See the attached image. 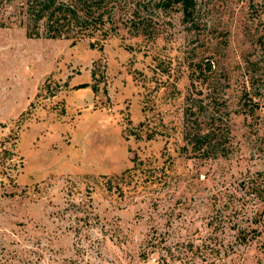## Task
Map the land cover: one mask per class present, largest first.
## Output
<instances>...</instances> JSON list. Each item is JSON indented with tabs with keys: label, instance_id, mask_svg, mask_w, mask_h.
I'll use <instances>...</instances> for the list:
<instances>
[{
	"label": "rangeland",
	"instance_id": "rangeland-1",
	"mask_svg": "<svg viewBox=\"0 0 264 264\" xmlns=\"http://www.w3.org/2000/svg\"><path fill=\"white\" fill-rule=\"evenodd\" d=\"M19 7L0 0L10 264H264V0H197L192 27L154 10L147 33L121 13L73 41L27 36ZM191 118L214 121L207 156L186 143Z\"/></svg>",
	"mask_w": 264,
	"mask_h": 264
},
{
	"label": "trees",
	"instance_id": "trees-1",
	"mask_svg": "<svg viewBox=\"0 0 264 264\" xmlns=\"http://www.w3.org/2000/svg\"><path fill=\"white\" fill-rule=\"evenodd\" d=\"M19 5L23 16L21 20L25 22L23 24L27 36L67 38L72 41L81 35L93 36L98 28L102 32L103 38H106L105 30L108 28L105 27L106 23L113 21L112 24L117 25L119 21L116 17L121 13L125 17L123 21L129 23L136 33H147L153 27L154 10L175 8L180 11L182 21L188 27L194 26L197 20V0H19ZM203 66L201 61H196L191 69L197 72L209 69L208 63L206 69ZM189 79L193 84L194 79L191 77ZM247 94L245 92L244 96ZM189 115H192L191 112L188 113ZM192 118L187 125L186 143L189 144L191 150L207 156L210 152L215 151L220 144V137L215 132V128L211 127L214 121L211 120L212 123L209 127H202L196 119ZM7 149L4 147L3 154H9ZM132 161L131 167L109 177L106 181L108 189L117 186L119 182L132 179L134 177L133 170L141 168L146 163L145 160H138L137 156H134ZM114 179L115 182L112 184L111 180ZM251 238V235L249 236L245 230L241 229L235 236L234 242L237 245L246 244ZM14 254V250L7 251L0 241V264H10V261L14 259Z\"/></svg>",
	"mask_w": 264,
	"mask_h": 264
}]
</instances>
